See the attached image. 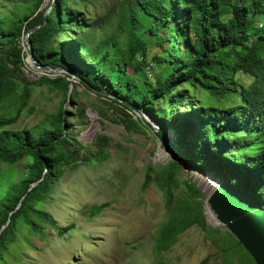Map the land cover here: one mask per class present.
I'll return each mask as SVG.
<instances>
[{
    "label": "trees",
    "instance_id": "trees-1",
    "mask_svg": "<svg viewBox=\"0 0 264 264\" xmlns=\"http://www.w3.org/2000/svg\"><path fill=\"white\" fill-rule=\"evenodd\" d=\"M8 1L12 7L0 13V102L13 107L0 112V164L9 162L13 172L0 200V258L14 240L20 218L36 231L40 229L36 220L49 223L59 235L72 229L73 224L58 225L40 204L68 169L109 157L106 135L99 134L93 142L95 151L86 155L81 144L73 145L64 128L63 104L31 129L9 128L26 113L35 87L53 83L67 97L68 81L60 84V78L48 76L30 80L23 71L20 38L43 23L53 1L47 22L30 34L37 39L32 45L37 64L63 67L68 77L75 75L88 88L108 92L104 96L115 102L108 104L126 115L122 120L129 130L144 125L140 111L175 136L173 160L154 177L167 207V220L157 229L159 254L170 250L190 227L219 231L208 226L194 184L185 181L187 195L175 196L183 165L216 175L264 206V0H137V6L128 0L110 19L111 34L98 41L87 33L100 25L84 19L73 7L76 0ZM119 33H124V40ZM149 41L161 50L153 58L155 67H149L140 55ZM117 66L121 71L113 81ZM128 73L138 74L135 85L126 78ZM241 75L252 82L238 80ZM191 92L204 95L197 100ZM180 104L191 105V111L176 112ZM20 161H24L25 176L18 179L14 164ZM102 207L94 205L91 214ZM235 242L239 252L244 250L255 264ZM155 264L171 263L158 258Z\"/></svg>",
    "mask_w": 264,
    "mask_h": 264
},
{
    "label": "rangeland",
    "instance_id": "rangeland-1",
    "mask_svg": "<svg viewBox=\"0 0 264 264\" xmlns=\"http://www.w3.org/2000/svg\"><path fill=\"white\" fill-rule=\"evenodd\" d=\"M124 3H128V0H76L73 7L82 12L84 19L100 25L87 33L90 39L98 41L111 34L110 19L116 18ZM137 3V0H133L134 6ZM11 7L10 1L0 0V13L7 12ZM121 17L127 19L125 14ZM26 34L20 38L26 76L30 80H38L42 76L60 78V84L66 81L70 84L67 97L65 91L53 83L35 87L25 108L26 113L9 128L15 131L31 129L57 112L63 104L64 128L73 145L81 144L86 155L89 151H95L93 142L99 134H103L109 137V157L102 162L81 163L75 169H68L49 197L40 204L43 210L51 213L58 225L73 224L72 229L59 235L58 230L49 223L36 220L40 225L39 231H36L31 225H23L20 218L18 232L2 253L0 264H155L158 258L171 264H200L203 260L205 264H254L244 250L239 252L235 242L237 239L229 235L232 233L224 223L213 224L208 220L206 210L212 192L207 195L210 191L207 181L215 182L213 178L218 179L217 176L210 178L208 175L212 173L186 165L178 172L179 188L175 196L187 195L185 181L194 184L200 191L196 198L203 203L208 226L219 231L190 227L179 235L177 243L170 250L160 254L157 252V229L167 220V207L165 193L154 177L161 166H167L173 160L177 151L173 132L168 130L175 149L171 153L154 134L153 129L159 130L160 127L147 114L139 112L144 125L140 129L129 130L122 120L126 115L108 104H115L104 96L108 92L101 93L96 86L88 88L77 76L68 77L65 70L53 72L36 66ZM119 36L124 40V33H119ZM30 39L32 45L37 43L36 38ZM160 52V48L149 41L141 49L140 55L146 57L149 67H155L153 58ZM120 71V66L114 69L111 74L113 81L118 80ZM164 73L166 71L160 73L161 77L165 76ZM128 74L126 78H130L135 85L139 81L138 74ZM238 80L245 84L252 82L247 75L239 76ZM124 90H127L126 85ZM191 93L197 100L204 95L202 92ZM72 94L75 96L72 97ZM166 105L169 104H162ZM12 107L9 102H0V112L10 111ZM191 109L189 104H180L176 112L187 113ZM14 166L17 168L15 177L23 178L24 161ZM150 167L151 178L145 186ZM11 169L9 162L0 164V200L7 191V178L13 172ZM94 205L103 207L92 215ZM229 247L232 249L229 250Z\"/></svg>",
    "mask_w": 264,
    "mask_h": 264
},
{
    "label": "water",
    "instance_id": "water-1",
    "mask_svg": "<svg viewBox=\"0 0 264 264\" xmlns=\"http://www.w3.org/2000/svg\"><path fill=\"white\" fill-rule=\"evenodd\" d=\"M53 6L54 1L46 10L43 23L30 29L26 34L32 61L38 67L41 66L37 64L30 34L47 22L48 14ZM42 68L53 72L65 70L63 67L51 68L42 66ZM142 120L144 121L143 118ZM147 125L152 129V125L149 122H147ZM153 132L166 150L171 153L175 151L168 130L160 128L159 130L153 129ZM208 205L214 211L218 220L224 223L232 235L251 255L255 263L264 264V206L256 203L250 197L249 192L242 193L225 181H222L218 188L212 192L208 198Z\"/></svg>",
    "mask_w": 264,
    "mask_h": 264
},
{
    "label": "bare ground",
    "instance_id": "bare-ground-1",
    "mask_svg": "<svg viewBox=\"0 0 264 264\" xmlns=\"http://www.w3.org/2000/svg\"><path fill=\"white\" fill-rule=\"evenodd\" d=\"M208 177H210V178H213L214 177V175H208ZM218 178V177H217ZM214 180H216L215 182L214 181H207V183H208V186H209V188H210V191H208V196H209V194L211 193V192H213V190H215V189H217L218 188V186L222 183V181H221V179H215V178H213ZM212 182H214L215 184H212ZM208 188V187H207ZM209 190V189H208ZM206 213H207V215L209 216V221L211 222V223H213V224H220V221L218 220V218H217V216H216V214L214 213V211L210 208V206L208 205L207 206V210H206Z\"/></svg>",
    "mask_w": 264,
    "mask_h": 264
}]
</instances>
